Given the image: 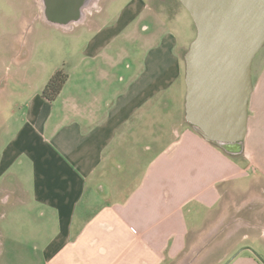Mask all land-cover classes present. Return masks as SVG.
<instances>
[{
	"label": "crops",
	"instance_id": "1",
	"mask_svg": "<svg viewBox=\"0 0 264 264\" xmlns=\"http://www.w3.org/2000/svg\"><path fill=\"white\" fill-rule=\"evenodd\" d=\"M36 1L8 33L18 48L3 50L17 77L7 66L0 87V264H170L225 184L264 179V47L244 152L231 156L186 122L197 29L179 0ZM59 69L68 80L51 102ZM239 255L230 264H261Z\"/></svg>",
	"mask_w": 264,
	"mask_h": 264
},
{
	"label": "water",
	"instance_id": "2",
	"mask_svg": "<svg viewBox=\"0 0 264 264\" xmlns=\"http://www.w3.org/2000/svg\"><path fill=\"white\" fill-rule=\"evenodd\" d=\"M197 35L185 53V119L231 156L244 152L252 66L264 47V0H179ZM224 264H230L242 251Z\"/></svg>",
	"mask_w": 264,
	"mask_h": 264
},
{
	"label": "rangeland",
	"instance_id": "3",
	"mask_svg": "<svg viewBox=\"0 0 264 264\" xmlns=\"http://www.w3.org/2000/svg\"><path fill=\"white\" fill-rule=\"evenodd\" d=\"M177 7L179 5L176 2L171 10H176ZM39 11L36 0H0V87L8 76L7 66L12 70L10 76L17 77V64L9 65L6 54L3 53L6 46H19L8 33L16 30L14 22L22 12L34 16ZM34 28L27 40L31 48L44 39L37 33L34 35V32L46 29L40 22L35 23ZM57 41L58 48L64 46L63 42ZM3 88L17 92L19 85L17 81H11L9 86ZM2 92L1 88L0 94ZM221 193V200L211 213L210 223L189 237L183 254L170 264H224L245 247L253 249L264 261V179L249 178L241 183L225 184ZM201 213L202 217L206 215L203 211ZM3 220L0 218V222ZM251 255L256 258L251 251L244 250L239 257Z\"/></svg>",
	"mask_w": 264,
	"mask_h": 264
},
{
	"label": "trees",
	"instance_id": "4",
	"mask_svg": "<svg viewBox=\"0 0 264 264\" xmlns=\"http://www.w3.org/2000/svg\"><path fill=\"white\" fill-rule=\"evenodd\" d=\"M68 80V74L64 69H59L48 81L43 89L42 95L47 100L53 102L60 95L65 83Z\"/></svg>",
	"mask_w": 264,
	"mask_h": 264
}]
</instances>
